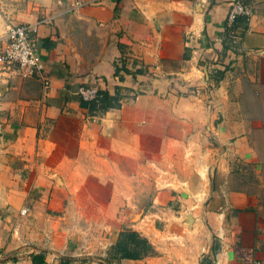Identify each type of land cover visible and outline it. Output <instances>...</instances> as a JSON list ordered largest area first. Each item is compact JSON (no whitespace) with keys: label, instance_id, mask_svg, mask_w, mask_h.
<instances>
[{"label":"crops","instance_id":"0c3cea01","mask_svg":"<svg viewBox=\"0 0 264 264\" xmlns=\"http://www.w3.org/2000/svg\"><path fill=\"white\" fill-rule=\"evenodd\" d=\"M72 1L0 0V51L39 23L51 85L0 64V264H264V0L231 30L235 0ZM81 85L119 108L82 107ZM141 168L189 216L123 228ZM131 233L155 254L121 258Z\"/></svg>","mask_w":264,"mask_h":264},{"label":"built area","instance_id":"2783aa9c","mask_svg":"<svg viewBox=\"0 0 264 264\" xmlns=\"http://www.w3.org/2000/svg\"><path fill=\"white\" fill-rule=\"evenodd\" d=\"M98 0L92 1L96 3ZM197 4L203 5L208 3V0H194ZM84 6V3L79 0H73L71 11H75ZM252 16L251 9L243 4L242 0H235L229 8L226 16L225 26L231 30L234 27L238 18L242 17L246 20ZM37 24H22L10 27L6 33V44L0 51V64L16 67L22 71L27 77H36L42 84L43 89L50 88L49 79L43 72V65L37 54L35 46V35L37 33ZM76 94L81 102L93 103L99 97V92L96 88L81 85L77 88ZM27 211L23 210L22 214Z\"/></svg>","mask_w":264,"mask_h":264},{"label":"rangeland","instance_id":"374dc122","mask_svg":"<svg viewBox=\"0 0 264 264\" xmlns=\"http://www.w3.org/2000/svg\"><path fill=\"white\" fill-rule=\"evenodd\" d=\"M93 114L96 115V113ZM97 114H99V112ZM168 175L169 174L166 172L160 173L159 171L152 169L145 170L141 168L135 171L134 178L129 179V190L134 189V193L129 196L132 203L121 211L122 214L124 212L125 215L130 212V215L128 216L133 219H131L130 222L125 223L127 226H123V228L131 227L132 224H136L138 222L140 223L142 221L139 232L144 235H151L153 227L155 229L158 228V222H160V230L165 229L163 223L166 222L163 221V219L171 216H189V214L185 213L186 210L183 209L186 207V203L184 201H187L186 198L184 199L183 192L175 195L178 196V198H176L175 203L170 205V208L154 202L153 198L155 194L162 189L166 182L171 181L169 180ZM88 212L91 214L90 217L92 218L97 216L96 211L94 210H90ZM157 216H159L161 220H158ZM104 224L100 226L101 235L106 233ZM97 228H99V226Z\"/></svg>","mask_w":264,"mask_h":264},{"label":"trees","instance_id":"16d2710c","mask_svg":"<svg viewBox=\"0 0 264 264\" xmlns=\"http://www.w3.org/2000/svg\"><path fill=\"white\" fill-rule=\"evenodd\" d=\"M95 104H101L103 107V111L110 108H119V103L117 99V95L110 96L108 93H99L98 99L93 102ZM82 107L85 108L87 104L85 102H81ZM135 235L133 233L130 234L129 240H131L132 248L130 249L127 244L126 240L117 242L115 246L116 253L121 256V258H126L130 260H140L143 257H147L150 255H154L155 252L153 251V248L151 245L144 239H135Z\"/></svg>","mask_w":264,"mask_h":264},{"label":"water","instance_id":"95a60500","mask_svg":"<svg viewBox=\"0 0 264 264\" xmlns=\"http://www.w3.org/2000/svg\"><path fill=\"white\" fill-rule=\"evenodd\" d=\"M79 61H80V62H84V60H83L82 58H79Z\"/></svg>","mask_w":264,"mask_h":264}]
</instances>
